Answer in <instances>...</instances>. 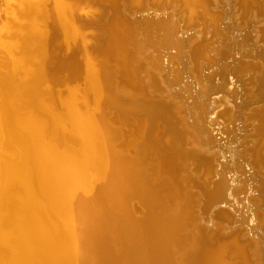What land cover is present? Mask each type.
Segmentation results:
<instances>
[{
  "label": "bare ground",
  "instance_id": "6f19581e",
  "mask_svg": "<svg viewBox=\"0 0 264 264\" xmlns=\"http://www.w3.org/2000/svg\"><path fill=\"white\" fill-rule=\"evenodd\" d=\"M66 1L59 2L58 7L55 5L57 10L54 7L57 23L66 38L80 40L85 53L90 55L88 51L93 53L95 50L88 47V38L79 37L81 27L85 25L77 26L81 24V19L75 15L77 6L74 1L72 4L69 3L71 0ZM105 1L111 4L109 13L113 9L114 18L100 35L103 49L98 50V54L95 52L100 59L98 64L86 58V66L81 70L74 59H68L70 65L59 60L60 71L68 73V79L84 78V82H88L94 93L93 106L99 109L97 114L94 112L95 115L90 117L85 113L83 117L82 111L78 112L73 105L77 91H69L66 109H71L68 114L71 117L67 118L77 133L74 136L79 138L75 140V146L67 145L69 147L64 150H61L62 145V148H56L53 137H46L38 112L40 85L43 82L57 85L58 78L53 74L26 84L18 78L20 84L15 83L20 86L14 94L17 85L15 89L10 88L14 84L12 77L17 80L21 73L29 76L32 63L40 69L44 62L34 54H21L23 57L12 61L6 58L5 52H0L7 61L0 64V264H230L228 251L233 252L242 264H249L247 251L239 242H225L229 244L227 247L222 244L208 249L211 246L201 239L205 229L227 238L240 234L242 241L253 243L252 254L259 262L257 264H264V137L254 138L258 132H264V0H240L245 8L243 20L240 19L241 11L234 6L235 0H215L216 8L224 13L215 16L207 6L208 0H182L190 13L187 18L176 12L181 7L178 0L169 7L167 3L152 7L151 0L144 4L142 0L132 3L142 9H131V0H123L121 5V1ZM105 1L103 3L109 6ZM43 2L36 0L35 5ZM123 2L128 10H132L128 13V22L119 16V11L124 15ZM249 2L252 3L250 8ZM198 10L212 17L214 22L217 17L222 18L215 26H192ZM184 25H187L186 30H182ZM3 28L7 32L8 24ZM12 34L10 32V36ZM37 34L35 40L49 48L52 40L45 39L44 42L42 35L45 34ZM8 36L9 33L5 37ZM212 36L217 41L208 46L207 40ZM18 40L23 45L25 39ZM192 57L195 62L201 57L216 62L209 65L203 62L199 67L192 64ZM103 61L112 67L104 66ZM156 66L159 71L154 69ZM169 82L181 88L189 102L202 92L208 123L218 127L210 131V137L202 130L199 118L187 120L183 114L186 106L173 98ZM85 89L86 92L89 90ZM125 92L133 93L143 102L152 99L158 102V97H165L166 104L172 107L168 110L166 107H147L150 104L145 106L146 103L132 104L130 110L146 115L149 124H144V120L140 125V120H136L133 128L129 126L128 129L132 135L121 137L118 126L132 117L124 108L126 103L120 101ZM87 96L86 103L90 102ZM29 102L32 107L28 109L25 106ZM108 109L116 112L115 122L108 119ZM172 114L177 125L169 121L167 125L175 139L171 145L157 143L156 147L158 159L161 153L168 155L154 159L156 148L149 144L150 134L146 137L148 142H142L143 147L140 145L141 148L126 153L130 150L126 144L132 145L140 133L153 131L157 121ZM50 117L54 125L49 124L55 126H51L52 129L58 125L62 128L64 117L61 116L60 121L61 117L54 112H50ZM179 132L184 137L178 136ZM230 136L229 150L239 158L235 166L238 174L245 178L249 173L247 167L251 168V176L258 184L257 194H249L246 190L236 196L238 201L224 200L225 197L217 201L224 191L216 185L225 183L229 173L232 174L231 167L227 168L228 149H222L218 142L226 143ZM121 138H125L122 147L118 143ZM124 146L126 154L119 149ZM207 158L213 161L209 180H205L206 166H200L205 162L210 165ZM151 169L156 171L155 175L149 174ZM92 172L96 173L97 181L90 189L84 182ZM153 176L159 177V181L154 182ZM131 200H138L143 206L141 210L146 213L142 218L136 216L138 213L130 205ZM189 201L195 202L193 215L189 204H185ZM183 204L184 209L175 215L173 208L180 209ZM194 249L199 254L191 257L190 251Z\"/></svg>",
  "mask_w": 264,
  "mask_h": 264
},
{
  "label": "rangeland",
  "instance_id": "374dc122",
  "mask_svg": "<svg viewBox=\"0 0 264 264\" xmlns=\"http://www.w3.org/2000/svg\"><path fill=\"white\" fill-rule=\"evenodd\" d=\"M63 1H66V0H44V2L43 3H41L39 6L38 5H35V3H36V0H0V52H1V50L3 51V53L5 52L6 53V58H8V59H12V61L13 60H15L16 58L18 59H20V57L22 56L21 54H29V56H32L33 54L36 56V55H38V56H40L41 58H42V60H43V57L45 56V57H49L48 56V54L50 55V61H46V60H43V62H44V64L43 65H41V67H40V69H39V67H37V65H36V63H35V65L32 63H30L31 65L29 66L30 67V69H33V70H31L30 72H29V76H24V75H28V73L26 74H23L22 75V73L19 75V77H16V79L17 80H13V78H15V77H12V81L11 82H13L14 81V84L13 85H11L10 86V88L11 89H15V81L17 82V83H19V79L18 78H20L21 80V82L22 83H25L26 84V82L27 83H35V82H37V80L38 79H41V77H51L53 74H54V76H55V78L57 79L58 78V80L57 81H59V83L56 85L55 83H53L52 84V82H47V83H45V82H43L41 85H40V87H39V89H40V92H41V96H40V100L41 101H39L38 102V112H39V115H40V118L43 120V130H45L44 132H46V137H49V136H52L53 137V139L55 140V147L56 148H58V149H60V148H62V146H63V148L61 149V150H64V149H66L67 147H69V146H71V145H73V146H75L76 145V141H78V137H76V135H77V133H74V132H76V131H73V130H75V128H74V126H71V124L73 125V123H72V121L69 119L68 120V118L67 117H71V115L70 116H68V114H70V108H68V109H66L67 108V97H68V93H69V91H74V92H76L78 95H77V100H75V103L73 104L75 107H76V109L78 110V112H80L81 113V111H82V113L84 114L83 115V117H85V115L87 114V116H93V115H95L94 114V112H98V108H96L95 106H93L94 105V93H92L93 91H91L90 90V86H88L87 85V83L88 82H84V78H77V79H71V78H67L68 76H70L68 73H66V74H64L63 73V70H61L60 71V67H59V65L61 64V61L63 62V63H66V65H70L69 64V62L70 61H72V59H74V61L76 60L77 62H78V65L77 66H79V67H81V70H84V67L86 66V61H84V60H86V58H87V60L88 59H91V60H93V61H95L96 62V64H98V62L100 61V59L98 58V56L96 55V53L98 54V51H93V53L91 52V51H88V54H90V55H87L86 53H85V51H84V47H83V45H81V42H80V40H78L77 38H71L70 37V39H72L71 41L69 40V37L68 38H66V35L62 32V30H61V28H60V26H59V24L57 23L58 22V18H57V15L54 13L56 10H57V8H56V6L58 7V5H59V2L61 3V2H63ZM73 1H74V6L76 5L77 6V10H76V8H75V15H76V17L78 16H86V17H90V16H93V14H97V13H99L100 11L97 9V8H94L93 6H92V4L89 2V1H91V0H71V2L69 1V3L70 4H72L73 3ZM103 2L105 1V0H102ZM121 1V2H120ZM122 1L123 0H117V2L119 3V5H121L122 4ZM137 0H131L130 1V4H131V9L133 8V7H135V8H139V9H142L143 7H139V6H137V5H133L132 3L133 2H136ZM146 1L147 0H142V3L144 4V3H146ZM157 1V2H156ZM257 1H259V0H255V2H257ZM66 2H68V0L66 1ZM106 3H108V5H109V8H112V6H111V4L109 3V2H107V1H105ZM172 2H175V0H151V5H152V7H159V5L161 4V5H164V3H167L168 4V7H169V5L171 6L173 3ZM178 2H179V4L181 5V7H178L179 8V11H177V9H176V12L178 13V14H181V15H183V16H185V18H187V17H189V15H190V13H189V10L183 5V2H182V0H178ZM235 3H234V6H235V8L237 9V11H241V16H240V19H242V16L244 15V11H245V8H244V6H242L241 5V2H240V0H235L234 1ZM172 3V4H171ZM182 3V4H181ZM123 13H124V15L122 14V12L121 11H119V13L121 14H119V16H120V18H121V20H122V18H123V20L124 21H127L128 22V16L130 15V14H128V13H130L131 11H130V9L128 10V8H126V3L125 2H123ZM178 4V5H179ZM252 3L251 2H249V4H248V7L251 5ZM56 5V6H55ZM160 5V6H161ZM75 6V7H76ZM79 6H80V8H79ZM208 8H209V10H210V12H211V15L212 16H215V15H219V14H223L224 15V13H223V11L222 10H220V9H217L216 8V5H215V0H208ZM56 8V10H55V8ZM125 7V8H124ZM185 7V8H184ZM79 8V9H78ZM250 8V7H249ZM260 8H262V6H260ZM127 9V10H126ZM113 9H110V13H112L113 11H112ZM121 10V9H120ZM250 11V10H249ZM152 14V13H151ZM195 16H193V19L195 20V22L193 21V25L192 26H207V25H213V26H215V24H217L218 23V20L219 19H221L222 17H217L216 18V22H214V20H213V18L212 17H210V16H207V15H204V13L202 12V10H198L195 14H194ZM57 19H56V18ZM127 18V19H126ZM243 20V19H242ZM111 22H112V20H111ZM111 22H110V24H111ZM81 24L79 25H77V26H79V27H81V25H83V22L81 21L80 22ZM194 23H196V24H194ZM8 24V28H9V30H7V32L9 33V36L6 38L5 36H7L8 35V33L6 32V29L5 28H3L4 26H6ZM110 24H109V26H110ZM186 24V23H185ZM9 25L13 28H10L9 27ZM109 26H107L106 27V29H108V27ZM33 28L35 29V31L36 30H41V31H39V32H41V33H39L38 31H33ZM39 28V29H38ZM183 29L182 30H186V28H187V25H184L183 27H182ZM10 29H12V30H10ZM46 31L47 32V34H45L44 33V31ZM81 30H82V35L81 36H79L80 38H85V40L87 41V42H89V45H88V47H90V48H92L91 46H92V44H93V41L91 40V38H90V36L92 35V34H94V30L93 29H88V28H86V26H84V28H83V26L81 27ZM42 31H43V33H42ZM7 33V34H5V33ZM10 32H11V34H12V36H10ZM33 32H35V33H33ZM45 34V35H42V37L44 36L45 38H41L44 42L46 41V40H49V38L50 37H53L54 38V40L56 41V42H54V41H52V44H51V46L49 47V48H44L43 46H41V44L39 43V41L38 40H35V38L34 37H36V36H34L35 34ZM106 33H107V35H108V37H109V33L106 31ZM16 35V37H14L15 35ZM37 34V35H38ZM84 34V35H83ZM47 35V36H46ZM102 35V34H101ZM17 36H18V38H17ZM20 36V37H19ZM83 36V37H82ZM99 36V35H98ZM3 39H2V38ZM78 37V38H79ZM20 38H23V39H25V41H24V43H23V45L22 44H20V42L18 43V39H20ZM139 38V37H138ZM137 38V39H138ZM46 39V40H45ZM67 39V40H66ZM136 39V40H137ZM78 40V41H77ZM139 40H141V38L139 39ZM28 41V42H27ZM30 41V42H29ZM217 41V39L215 38V37H211V39H209V40H207V45L209 46V45H211L212 43H215ZM260 41H261V39H260ZM33 42H34V44H35V46H34V44H33ZM59 44H58V43ZM61 42H65V45L63 44V43H61ZM69 42H71V43H69ZM137 42H139V41H137ZM28 43H30V45L32 46H28ZM60 43H61V45H60ZM26 44V45H25ZM21 45L23 46L22 48H21ZM26 47H25V46ZM18 46V47H17ZM28 46V47H27ZM35 48H34V47ZM83 47V48H82ZM24 48V49H23ZM29 48V50H27V49ZM34 48V49H33ZM37 48V49H36ZM53 48V49H52ZM36 49V50H35ZM23 50V51H22ZM31 50V51H30ZM34 50V51H33ZM49 52H48V51ZM51 50V51H50ZM140 50H141V48L140 49H138V51H139V53H140ZM9 53H8V52ZM12 51H13V54H12ZM22 52H24V53H22ZM96 52V53H95ZM3 53H1V54H3ZM11 53V54H10ZM48 53V54H47ZM82 53V54H81ZM95 53V54H94ZM10 54V55H9ZM32 54V55H31ZM13 55V56H12ZM33 55V56H34ZM73 55V56H72ZM80 55H82V56H80ZM94 55H96V56H94ZM143 55H145V54H143ZM2 55H0V57H1ZM4 56V57H5ZM19 56V57H18ZM81 58H80V57ZM211 56V55H210ZM13 57V58H12ZM23 57V56H22ZM39 57V58H40ZM44 57V58H45ZM85 57V58H84ZM93 57H96V58H98V59H94ZM156 57H160V56H156ZM51 58H53V60L51 59ZM212 58V57H211ZM0 59H3L1 62H0V64L1 65H4V64H6L7 63V61H6V59L5 58H0ZM63 59H64V61H63ZM68 59H70V61L68 60ZM157 59V58H156ZM155 59V60H156ZM214 59V58H213ZM4 60H5V62H4ZM59 60H61L60 62H59ZM149 60H150V58H149ZM28 61V60H27ZM98 61V62H97ZM3 62H4V64H3ZM31 62V61H30ZM81 62H82V64H81ZM142 62H144V61H142ZM150 62H152L151 60H150ZM191 62H192V64H194V65H196V64H198L199 65V67H201V66H203L202 65V63L203 62H206L208 65H209V63H214V62H216V60L214 59L213 61H209V60H207L206 58H204V57H201V58H199V60L198 61H196L195 62V59L192 57L191 58ZM71 63V62H70ZM101 64H102V61L100 62ZM47 64V65H46ZM51 65H52V67H51ZM103 65L105 66V65H107V66H109V69L112 67V65H108L107 63H104V61H103ZM207 65V66H208ZM36 66V67H35ZM42 66H45V67H43L42 68ZM159 66H162V64H160ZM59 67V68H58ZM38 68V69H37ZM41 68H42V70H41ZM122 68V70L124 71L125 70V68L124 67H121ZM34 69H36V70H34ZM55 69V70H54ZM154 69H156L157 71H159V68H158V66H156ZM163 69V68H162ZM200 69V68H199ZM56 72V73H54V71ZM59 70V71H58ZM34 72V73H33ZM60 72V73H59ZM32 74H34V75H32ZM63 74V75H62ZM6 75V74H5ZM62 75V77H60V78H62V79H60L59 78V76H61ZM26 77H28L27 79H26ZM80 79V80H79ZM63 82H62V81ZM11 82H9V83H11ZM62 84H61V83ZM78 83V84H77ZM83 83V85H81ZM170 83V82H169ZM168 83V84H169ZM20 84V83H19ZM19 84H16L17 85V87H16V89L15 90H13V91H15L14 92V94L19 90ZM60 84V85H59ZM22 85V84H21ZM53 85V86H52ZM81 86H84V88L83 87H81ZM171 89H172V91H173V95H174V97L173 98H175V100H178L181 104H184L185 106H186V108L183 110V114L187 117V120H189V121H191V120H194L195 118H199V121H200V124L201 125H203V127H202V130H204L205 131V133H206V135H211V132L212 131H215V128L216 129H218V127H214L213 125L212 126H210V124L208 123V119H209V116H208V113H207V110H206V107H205V104H204V96L202 95V92L200 91V93H199V95L197 94V96H194L193 98H191V102H189V99H188V97H186L185 95H184V93H182V91H181V88H179V87H177V86H172V84L170 83L169 85H168ZM78 87H80V88H78ZM18 88V89H17ZM82 88H83V91H84V89L85 90H87L88 88H89V92H91V93H88V91L86 92V91H82ZM42 89V90H41ZM68 89V90H67ZM77 89V90H76ZM17 90V91H16ZM65 90V91H64ZM118 90V89H117ZM121 91H122V89H120ZM11 91V90H10ZM13 91H11L12 93H13ZM84 93V94H88L89 95V97L87 96V94L86 95H84L82 92ZM60 92V93H59ZM79 92V93H78ZM86 92V93H85ZM175 92L178 94V97H177V95L175 94ZM57 93V94H56ZM118 93H120V91L118 92ZM122 93V92H121ZM59 94V95H58ZM81 94H82V96H81ZM92 94V95H91ZM125 94V95H124ZM128 94V96H126ZM131 95V97H130V95ZM86 96H87V98H88V100H90V102H88L87 101V103H86ZM91 96H92V99H91ZM124 96V97H123ZM134 94L133 93H123V94H121V97H120V101L122 102H124V103H126V105L124 106V108H125V110H126V112L128 113H130L131 112V115H132V117L129 119V120H126L125 122H123L121 125H119L118 126V128H117V131L119 130V134L121 135V137H122V135L124 134H126V135H132V131H130V130H128L130 127H131V129L133 128V124L134 123H136V120H137V122L139 121L140 123V125L141 124H143V122L142 121H144V124H149L148 123V117L146 116V115H143V114H137V113H134V112H132V111H134V110H130V108H132V106L134 105V104H143L144 105V103H146L145 104V106H147L148 104H150L149 106H147V107H151V106H155V107H163V108H168V110H170L169 108H171L172 106H170L169 107V104H166V98L165 97H160L161 99H159V97H158V102H155V101H157V99L154 101L153 99H152V101H148V102H143V101H141L140 100V98H137L136 96H135V98H134ZM44 99V100H43ZM52 99V100H51ZM63 99L65 100V101H63ZM84 99H86V100H84ZM137 99H139V100H137ZM77 101H78V103H77ZM140 102V103H137V102ZM161 101V102H160ZM133 102V103H132ZM193 102V103H192ZM44 103V104H43ZM45 103H47L46 105H45ZM63 103V104H62ZM91 103V104H90ZM194 105V106H192V104ZM66 104V105H65ZM80 104V105H79ZM86 104H88V105H86ZM133 104V105H132ZM152 104V105H151ZM43 105V106H42ZM52 105V106H51ZM64 105V106H63ZM129 105V106H128ZM28 106V107H27ZM45 106H48V107H45ZM69 106V105H68ZM131 106V107H130ZM26 108H30V107H32V104H31V102H29V104L27 103V105L25 106ZM51 107V109H47V108H50ZM89 107V108H88ZM55 108V109H54ZM129 108V109H128ZM74 109V108H73ZM97 109V110H96ZM42 110V111H41ZM52 110H54V111H52ZM76 110V111H77ZM95 110V111H94ZM43 111H45V112H43ZM48 114V115H46L45 114V116H43L44 114ZM49 112V113H48ZM50 112L51 113H53L54 112V115L55 114H58V116H62V117H64V119L66 120V122H65V120L61 117V119H60V121H62V119H63V122H62V128H60V126L58 125V127L57 128H59L60 130H57L56 131V129L57 128H55V129H52L53 127H55V126H53L54 125V123L51 121V117H50ZM57 112V113H56ZM69 112V113H68ZM97 112H96V114H97ZM59 113H61V114H59ZM66 113V114H65ZM86 113V114H85ZM106 113L108 114L107 116H108V119H112L113 120V122H115L116 121V119H117V114H116V112L114 111V110H112V109H108L107 111H106ZM64 115V116H63ZM66 115V116H65ZM82 115V114H81ZM42 116V117H41ZM171 116L173 117L174 115L172 114V115H169V117L168 116H166V118H165V120H163V121H161V120H159V121H157L158 123H156V127H154V129H153V131L151 130H144L143 132H142V134L140 133L139 134V138H137L136 139V141L135 142H133V143H131L132 145H128V144H126L125 146H128L127 147V149L129 148L130 150H128V152H126V153H129V151H132V150H136L137 148H141V146L143 145V143H145V142H148L147 140H146V137L150 134V142H149V144L152 146V148L154 147V148H156L157 147V143H163V144H168V145H171V142H173V140L175 139V136L172 134V133H170L171 132V130H170V132H169V128H168V125H167V123H171V124H176L177 125V119H175L174 117L173 118H171ZM168 117V118H167ZM230 117V116H229ZM67 118V119H66ZM138 118V119H137ZM170 119V120H169ZM206 119V120H205ZM46 120V121H45ZM69 121V122H68ZM169 121V122H168ZM174 121V122H173ZM52 122V123H51ZM65 122V123H64ZM69 124H68V123ZM71 122V123H70ZM166 122V123H165ZM46 123H48V125L46 124ZM49 123H51V124H53V125H51V124H49ZM67 123V124H66ZM65 125V126H64ZM51 126H53L52 128H51ZM127 126V127H126ZM130 126V127H129ZM159 128H158V127ZM264 126V125H263ZM45 127H47L46 129H45ZM72 127H73V129H72ZM124 127H125V129H124ZM163 127H164V129H163ZM71 128V129H70ZM124 130H123V129ZM158 128V129H157ZM204 128V129H203ZM48 129V130H47ZM166 129H168V130H166ZM231 129V128H230ZM230 129H229V131H230ZM50 130H52L51 132H50ZM53 130H55L54 132H53ZM71 132V133H69V131ZM125 131V132H124ZM156 131V132H155ZM211 131V132H210ZM126 132H128V133H126ZM51 133V135H49ZM55 133V135H53V134ZM148 133V134H147ZM153 133V134H152ZM73 134V135H72ZM74 134H76L75 136H74ZM147 134V135H146ZM146 135V136H145ZM176 135V134H175ZM57 138H56V137ZM177 136V135H176ZM178 136H180V137H184L183 135H182V133L181 132H179V134H178ZM74 137V138H73ZM76 137V138H75ZM210 137V136H209ZM262 137H264V132H258L257 134H255V139H260V138H262ZM50 138V137H49ZM48 138V139H49ZM153 138V139H152ZM230 138H231V136L227 139V142L225 143V142H223V143H219L218 142V144H219V146H221V148L222 149H228V154H230L229 155V160L230 161H228V164L229 165H227V168H230L231 167V169L233 170H231V172H232V174L231 173H229V178H228V180L227 181H225V183H220V184H218V185H216V186H220V188L221 189H223V191H224V193L222 194V197H220L217 201H222V199L224 198V200L225 199H230V201H238V199L236 198V196L237 195H239V194H244L245 192H247L246 190H248L249 192V194H252L253 193V195H255L256 196V194H257V190H256V188H257V182L252 178V176H251V174H252V171H251V168L250 167H247L248 168V170H249V173L245 176V178H244V176H243V178L242 177H240V173H239V170H237L236 169V164H237V161L239 160V158L238 157H235V153H233L232 152V150H229V142H230ZM47 139V138H46ZM48 139L46 140V141H48ZM69 139V140H68ZM139 139V140H138ZM56 140H58V142L56 141ZM76 140V141H75ZM152 140H153V142L155 141V143H153V145H152ZM158 140H160V141H158ZM182 140H184L185 141V139L184 138H182ZM44 141H45V138H44ZM43 141V142H44ZM65 141H67V143L68 144H66L65 143ZM68 141H70V144H69V142ZM143 142V143H142ZM42 143V142H41ZM118 143L120 144L121 143V147H122V143H125V138L124 139H119V141H118ZM139 145H138V144ZM142 143V144H141ZM56 144H58V145H56ZM64 144V145H63ZM155 144V145H154ZM225 144H227V145H225ZM62 145V146H61ZM66 145V146H65ZM67 145H69V146H67ZM137 145V146H136ZM141 145V146H140ZM123 147V148H119V149H121L122 151H123V149H125L126 147ZM131 146V147H130ZM224 146V147H223ZM60 147V148H59ZM143 147V146H142ZM261 147V146H260ZM158 148V147H157ZM155 149V150H153V151H157L158 150V152H159V149ZM121 150H118L119 152H121ZM261 150V149H260ZM125 151H123V154H126V153H124ZM157 154V152L154 154V159H157V160H160L162 157H165L166 155H168V154H164V153H161L160 154V157H159V159H158V156L156 155ZM120 155H122V153L120 154ZM157 156V157H156ZM237 156V155H236ZM12 158H14V157H12ZM95 159V155L93 156V160ZM207 159H209V161H210V165L208 164H205V163H202L200 166L201 167H204V166H206V169H207V171H206V175H205V180H209V178H211L212 176V174H211V172H212V169H213V161H212V159H210V158H207ZM152 162V161H151ZM155 162H153V164H154ZM157 163V162H156ZM92 165V164H91ZM153 168H155V164L153 165ZM236 170V171H235ZM239 173V174H238ZM91 175L85 180V186L86 187H89L90 189L91 188H93V186H95L96 185V177L94 178V176H96V175H94V174H96L95 172H92V173H90ZM149 174H151V175H155L156 174V171L154 170V169H151L150 171H149ZM154 177V176H153ZM90 178V179H89ZM154 179V182H158L159 181V177L158 178H153ZM90 185V186H89ZM93 185V186H92ZM209 186H211V185H209ZM215 187V186H214ZM227 197V198H226ZM242 197H243V195H242ZM215 203V202H214ZM214 203L212 204V205H214ZM221 203V202H220ZM186 205H188L189 204V207H190V211H191V214L193 215V214H195V206H194V204H195V202H193V201H189V202H187V203H185ZM185 204H183V205H181V207H180V209H177L176 207L175 208H173V210H174V214L176 215V214H178L180 211H181V209H184V206H185ZM203 204H204V202H203ZM130 205L131 206H133L134 207V209H136L137 210V213H138V209L140 210L141 209V207L143 208V206L141 205V203L138 201V200H131L130 201ZM211 206V205H210ZM218 206H220V205H217V207ZM206 208L207 207H205V204H204V209L206 210ZM135 210V211H136ZM178 210H180V211H178ZM173 214V215H174ZM138 218L140 217V214L138 213L137 215H136ZM136 217V218H137ZM230 217V216H229ZM260 217H263V216H260ZM230 221L232 220V218H230L229 219ZM201 236H203V238H201V239H203V241H205L206 243L205 244H207L208 243V246H211V247H208V249L210 248V250L211 249H214V248H216V247H219L220 245H222V244H225V246H223V247H227L229 244H232V243H234L235 244V242H239V244L243 247V249H245V251H247V261H248V263L249 264H257V263H259L258 261H257V259H255L254 260V255L252 254L253 253V250H252V247H253V243L252 242H250V241H247V242H245V241H242L241 240V238H240V234H235V235H233V236H231V237H229V238H227V237H224V236H222V234H220V233H217V234H213L211 231H208V230H206L205 229V233H204V231H203V233L201 234ZM219 238V239H218ZM231 238H233V239H236V240H232ZM231 241V242H230ZM235 241V242H234ZM225 242H227V243H229L228 245H227V243H225ZM196 245V244H195ZM206 248H207V246H206ZM196 249V248H195ZM195 249L193 250V251H190V253L192 254L191 255V257H193V255L194 254H196V253H198L197 251L198 250H196L195 251ZM199 250H201L200 248H199ZM232 253L233 252H230V251H228V254H227V258H228V261H229V263L230 264H242V261L240 260H238L237 258H235L233 255H232ZM199 254V253H198ZM178 256H176V258H177ZM190 257V258H191ZM178 259V258H177ZM237 259V260H236ZM257 261V262H256ZM233 262V263H232ZM86 263H90V262H86ZM85 262L84 263H82V264H86Z\"/></svg>",
  "mask_w": 264,
  "mask_h": 264
},
{
  "label": "water",
  "instance_id": "95a60500",
  "mask_svg": "<svg viewBox=\"0 0 264 264\" xmlns=\"http://www.w3.org/2000/svg\"><path fill=\"white\" fill-rule=\"evenodd\" d=\"M89 2L92 4V6L94 8H97L100 12L97 14H93V16H90V17L79 16V18L81 19L83 24L86 26V28L94 30V34H92L90 36L91 40L93 41V44L91 47L94 50L98 51L103 47V43H102V41H100V35L102 32H104L103 29H105L107 26H109L111 20L114 18V14L109 13V6H107L101 0H91ZM207 6H208V1H207ZM97 38H99V39H97ZM49 40L56 42L53 37H50ZM61 43H63L65 45V42H61ZM61 43H60V45H61ZM44 57H43V60L50 61V57H45V58ZM51 59H53V58H51ZM158 141H160V140H158ZM138 213L140 214L139 218H142L144 213H146V212H144L143 209L142 210L138 209Z\"/></svg>",
  "mask_w": 264,
  "mask_h": 264
}]
</instances>
